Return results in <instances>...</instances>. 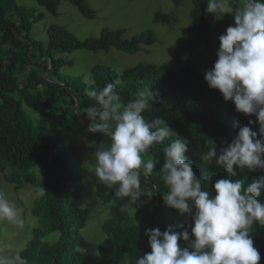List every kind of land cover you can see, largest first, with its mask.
Returning a JSON list of instances; mask_svg holds the SVG:
<instances>
[{"label":"trees","instance_id":"1","mask_svg":"<svg viewBox=\"0 0 264 264\" xmlns=\"http://www.w3.org/2000/svg\"><path fill=\"white\" fill-rule=\"evenodd\" d=\"M36 1L48 12L57 14L65 0ZM68 1L85 18H95L87 0ZM191 2L192 33L208 34L207 0ZM230 5L237 9L238 0H230ZM42 20L43 15L37 14L34 8L20 5L17 0H0V190L3 179L17 189L32 185L38 194L33 214L39 218L40 226L34 229L33 239L19 254L28 264H135L137 257L151 252L146 231L159 228L163 232L168 226L177 232L188 229L190 241L195 239L189 227L194 226L195 209L192 214L181 215L163 199L168 191L160 178L163 148L176 138L173 135L152 146L145 156L154 160L156 168L150 176L141 177V189H148L152 195L142 196L137 202L136 223L129 225L121 218H112L103 224L105 239L99 249L109 259L97 261L87 252L89 244L82 231L89 222V213L72 202L82 197L83 175L73 161L76 148L67 145L58 131L87 135L94 140L95 148L102 142L105 146L110 144L107 135L88 130L91 122L86 117V109L96 102L85 95L86 90L99 91L113 83L122 105H126L137 99L136 94L143 86L153 88L155 100L144 112L145 118L166 119L176 135L187 142L185 157L192 161L196 177L212 195L219 179L246 178V183H250L264 177V170L246 168L236 169L237 176L230 177L223 167L215 162L207 164L202 159L209 143L219 153L238 135L240 126L256 121L252 130L259 133V123L255 116L238 113L233 102H226L218 90L211 89L189 60L175 58L162 65L141 63L127 69L122 76L110 68L96 66L91 69L92 82L87 84L81 77L65 74L64 68L72 62L56 57L58 53L108 51L112 47L135 54L142 45L158 42L154 32L147 30L127 40L124 30L104 29L99 38L79 40L65 28L51 26L45 46L31 36L33 25ZM228 25L235 26L234 18ZM25 107L39 112L44 124L37 125ZM36 167L42 170L40 177L31 173ZM39 189H45L42 195ZM114 196V189L104 183L97 184L96 197L100 202L108 204ZM258 199L264 202V192ZM54 233L60 236L51 243L47 237ZM251 235L261 255L259 264H264V227L255 225ZM178 244L182 249L189 247L182 239Z\"/></svg>","mask_w":264,"mask_h":264},{"label":"clouds","instance_id":"2","mask_svg":"<svg viewBox=\"0 0 264 264\" xmlns=\"http://www.w3.org/2000/svg\"><path fill=\"white\" fill-rule=\"evenodd\" d=\"M206 11L221 17L232 14L235 26H229L219 37L218 59L205 72L211 89L218 90L226 102H233L238 113L257 117L259 133L252 130L256 121L240 126L238 135L217 152L213 143L202 159L223 167L230 177L236 169L264 170V0H242L234 9L229 0H207ZM95 105L86 109L91 122L89 131L102 133L110 144L100 143L92 154L94 177L115 197L130 198L135 205L151 191L141 189V177H148L156 168L148 150L175 135L163 148L164 163L160 178L167 186L163 199L166 205L181 215L195 214L190 241L188 229L177 232L172 226L161 231L148 229L151 252L137 257L135 264H259L260 252L254 247L252 232L255 225L264 227V202L258 198L264 192V177L246 183L245 179H219L214 184L215 195L193 171L192 161L186 159L187 142L179 138L162 117L148 120L144 112L152 106L156 93L143 86L137 99L122 105L115 85L108 83L101 90H86ZM42 195L45 189L38 190ZM127 206V207H129ZM126 207V208H127ZM18 209L0 190V219L17 221ZM189 243L181 248L178 241ZM0 264H28L19 254L0 256Z\"/></svg>","mask_w":264,"mask_h":264},{"label":"rangeland","instance_id":"3","mask_svg":"<svg viewBox=\"0 0 264 264\" xmlns=\"http://www.w3.org/2000/svg\"><path fill=\"white\" fill-rule=\"evenodd\" d=\"M17 2L43 15V20L33 25L31 36L45 46L48 45V30L51 26L63 27L79 40L99 38L104 29L124 30V38L127 40L139 37L147 30L154 32L158 42L151 46L142 45L135 54H126L115 47L108 51L58 53L56 57L72 62L63 72L74 78L81 77L87 84L92 82L91 69L96 66L110 68L122 76L127 69L141 63L162 65L175 58L189 60L193 69L205 78V72L212 69L218 59L219 37L226 33L228 21L234 18L232 14H221L222 18H218L206 12L209 33L202 32L200 36H195L191 31V0H87V6L95 13L92 20L85 18L68 0L61 3L57 14L48 12L36 0ZM241 6L242 0H238V8ZM25 108L37 125L44 124L39 112ZM58 131L67 145L76 148L77 155L73 161L83 175L82 197L72 202L89 213V222L82 231L89 244L87 252L97 261L107 260L110 256L99 249L105 239L103 224L112 218H121L129 225L135 224L137 205L129 206L128 197L117 199L114 196L108 204L100 202L96 197V186L102 182L95 179L91 161L95 151L94 140L87 135L73 134L64 129ZM31 173L40 177L42 170L36 167L31 169ZM1 184L7 198L21 210L17 221L0 219V256L12 257L26 248L33 239L34 229L40 226L39 218L33 214L38 194L29 184L20 189L3 179ZM59 236V233H54L47 240L54 243Z\"/></svg>","mask_w":264,"mask_h":264}]
</instances>
